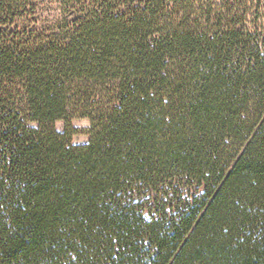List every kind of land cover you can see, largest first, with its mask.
<instances>
[{
    "label": "trees",
    "instance_id": "obj_1",
    "mask_svg": "<svg viewBox=\"0 0 264 264\" xmlns=\"http://www.w3.org/2000/svg\"><path fill=\"white\" fill-rule=\"evenodd\" d=\"M0 264H264V0H0Z\"/></svg>",
    "mask_w": 264,
    "mask_h": 264
},
{
    "label": "rangeland",
    "instance_id": "obj_2",
    "mask_svg": "<svg viewBox=\"0 0 264 264\" xmlns=\"http://www.w3.org/2000/svg\"><path fill=\"white\" fill-rule=\"evenodd\" d=\"M73 128L78 130V134L73 137L72 143L74 145H85L89 142V137L87 136V131L90 128V122L88 120H74L72 122ZM66 124L60 122L56 125L58 132H63L65 130Z\"/></svg>",
    "mask_w": 264,
    "mask_h": 264
}]
</instances>
